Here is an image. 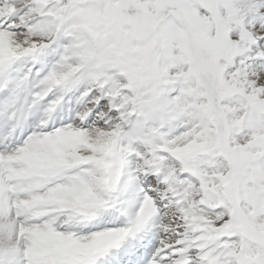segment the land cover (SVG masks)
<instances>
[{"label":"snow or ice","instance_id":"snow-or-ice-1","mask_svg":"<svg viewBox=\"0 0 264 264\" xmlns=\"http://www.w3.org/2000/svg\"><path fill=\"white\" fill-rule=\"evenodd\" d=\"M0 264H264V0H0Z\"/></svg>","mask_w":264,"mask_h":264}]
</instances>
